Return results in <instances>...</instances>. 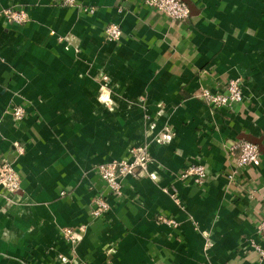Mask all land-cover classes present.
<instances>
[{
	"label": "crops",
	"instance_id": "1",
	"mask_svg": "<svg viewBox=\"0 0 264 264\" xmlns=\"http://www.w3.org/2000/svg\"><path fill=\"white\" fill-rule=\"evenodd\" d=\"M182 1L186 19L143 0H0V163L19 178L0 185V264H264V0ZM230 79L242 101L199 99ZM241 139L258 148L246 166ZM135 147L149 162L116 194L97 166Z\"/></svg>",
	"mask_w": 264,
	"mask_h": 264
},
{
	"label": "built area",
	"instance_id": "2",
	"mask_svg": "<svg viewBox=\"0 0 264 264\" xmlns=\"http://www.w3.org/2000/svg\"><path fill=\"white\" fill-rule=\"evenodd\" d=\"M60 5H74L76 0H55ZM144 4L156 8L172 19H186L190 10L188 5L182 0H143ZM8 17L15 23H21L26 20V14L23 11L7 10ZM121 29L118 24L109 23L105 27V37L108 41H115L119 39ZM198 97L205 104L211 107L231 106L242 101V91L237 80L230 79L227 82L226 93H212L208 90H202ZM11 113L16 121H21L24 117V109L22 106L15 105L11 108ZM237 149V164L239 166H246L253 163L258 156L257 145L241 139L235 147ZM18 154L23 152L21 146H16ZM132 159L126 160H112L110 162L101 163L97 166L101 178L105 181L108 188L116 193H121V179L127 175H136L139 169H145L149 162V154L142 148L135 147L132 150ZM184 176L192 175L196 182L202 183L206 178L207 172L201 164H191L187 166L183 172ZM0 185L8 191H15L19 187V178L12 163L4 160L0 163ZM108 208L107 202L104 199H97L94 208L91 211L93 216H98ZM257 230L264 234V217L257 225ZM63 237L69 242H75L77 234L71 228L62 230ZM264 242V241H263ZM256 250L260 253L263 248L260 245L254 244Z\"/></svg>",
	"mask_w": 264,
	"mask_h": 264
}]
</instances>
